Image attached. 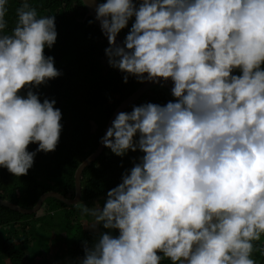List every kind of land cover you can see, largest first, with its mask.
<instances>
[{
    "label": "clouds",
    "instance_id": "obj_1",
    "mask_svg": "<svg viewBox=\"0 0 264 264\" xmlns=\"http://www.w3.org/2000/svg\"><path fill=\"white\" fill-rule=\"evenodd\" d=\"M9 2L0 0V168L19 177L38 152L59 143L61 110L34 89L62 73L44 52L57 40L55 15L20 0L6 31ZM92 3L109 66L125 83L171 80L175 99L133 105L101 138L118 157L143 155L102 206L75 203L92 217L86 227L94 233L78 264H257L253 253L264 255V0Z\"/></svg>",
    "mask_w": 264,
    "mask_h": 264
},
{
    "label": "trees",
    "instance_id": "obj_2",
    "mask_svg": "<svg viewBox=\"0 0 264 264\" xmlns=\"http://www.w3.org/2000/svg\"><path fill=\"white\" fill-rule=\"evenodd\" d=\"M32 2L39 15H55L57 40L44 52L54 57L55 67L62 74L34 91L39 93L41 102L45 98L56 101L55 107L62 113V131L55 151L38 152L27 175L16 177L6 168H0V200L21 208L32 207L38 197L48 191L68 199L74 196L75 168L98 146L114 108L141 85L131 76L125 83V74L109 66L105 55L109 44L91 16L86 15L81 0ZM19 3L20 0L9 2L6 16L9 29L6 31L15 25V9ZM132 22L119 33L123 41ZM233 74L239 75V70ZM21 94L25 95L26 90ZM174 99L164 86L151 85L121 112H131L133 105L148 102L165 105ZM37 147L38 144L33 143L28 150L35 151ZM142 155L139 151H129L124 157H118L103 147L80 172L78 201L88 206L99 202L102 206L107 191L121 182L122 174L133 166V159ZM38 213L45 214L50 222L43 224ZM91 223L92 217L82 215L75 204H66L52 196L46 197L38 210L30 214L0 205V263L21 264L26 260L28 246L35 245L37 234L34 231L40 229L41 240L52 241L46 245L43 242L44 252L41 251L49 255L52 249L49 259L54 264H78L84 255V242L91 243L94 239L93 231L86 227ZM35 226L38 228L32 229ZM113 234L118 235V232ZM258 247L264 244L258 243ZM253 258L257 264H264V255L259 251L253 253ZM162 264L171 262L164 260Z\"/></svg>",
    "mask_w": 264,
    "mask_h": 264
},
{
    "label": "water",
    "instance_id": "obj_3",
    "mask_svg": "<svg viewBox=\"0 0 264 264\" xmlns=\"http://www.w3.org/2000/svg\"><path fill=\"white\" fill-rule=\"evenodd\" d=\"M81 1L86 8V15L91 16V18L93 19V21L95 22V24L99 28L100 32L102 33L100 23H99V21L96 20V12H95L96 4L92 3V0H86V2H85V0H81ZM102 35L104 36V38L108 42L106 36L103 33H102ZM117 43L123 44V40H122L120 35L117 36ZM151 85L164 86L170 93H171L172 87L174 86L173 82L171 80H168L166 82L161 80L159 83L149 82V81H145V82L141 83V85L135 91H133L129 96H127L126 98L121 100L119 102V104L114 108L111 116L108 118V120L106 122L102 137L106 134L107 129L112 126V122L115 119L116 115L118 113H120L125 107H127L131 102L135 101ZM103 147H104V145L101 143V139H100V142H99L98 146L96 147V149L91 154H89L85 159H83L75 168L74 174H73L74 196L72 198L68 199V198H65L62 195L58 194L57 192L48 191V192L41 194L38 197L35 204L30 208H21L19 206L13 205L9 202L2 201V200H0V205H3V206L8 207L10 209L16 210V211L23 213V214H30V213H35L38 210V208L40 207L42 201L46 197H49V196L55 197L58 200L66 203V204H75L79 200V197H80V184H79L80 172L86 165H88L92 160H94V158L102 151Z\"/></svg>",
    "mask_w": 264,
    "mask_h": 264
},
{
    "label": "rangeland",
    "instance_id": "obj_4",
    "mask_svg": "<svg viewBox=\"0 0 264 264\" xmlns=\"http://www.w3.org/2000/svg\"><path fill=\"white\" fill-rule=\"evenodd\" d=\"M94 205H95V203H93V204L90 203V206H94ZM37 215H38L37 217L41 218V222L43 224L50 222L49 217L47 218L45 214L38 213ZM36 226L34 228H32V229L38 228ZM34 232H36V234H37L36 241L34 242L35 245H32V246L29 245L28 246L30 250L25 252L26 260H24L21 264H23V263L24 264H54V261L49 259V257L53 254L52 253V249H51V252L48 255V254L43 253L44 252V248L43 247L41 248L43 242H44L43 244L46 245V244H51L52 241H46L45 239L42 241L41 239H43L42 238L43 234L40 232V229L35 230ZM37 240H40V242L37 241ZM0 264H10V263H7V262L4 261V262H2Z\"/></svg>",
    "mask_w": 264,
    "mask_h": 264
}]
</instances>
